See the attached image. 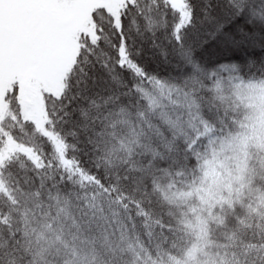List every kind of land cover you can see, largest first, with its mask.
I'll use <instances>...</instances> for the list:
<instances>
[{
	"label": "snow or ice",
	"instance_id": "snow-or-ice-1",
	"mask_svg": "<svg viewBox=\"0 0 264 264\" xmlns=\"http://www.w3.org/2000/svg\"><path fill=\"white\" fill-rule=\"evenodd\" d=\"M0 264H264V0H0Z\"/></svg>",
	"mask_w": 264,
	"mask_h": 264
}]
</instances>
